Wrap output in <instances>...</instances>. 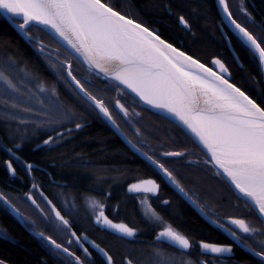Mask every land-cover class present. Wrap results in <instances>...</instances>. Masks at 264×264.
Masks as SVG:
<instances>
[{
    "label": "snow or ice",
    "instance_id": "1",
    "mask_svg": "<svg viewBox=\"0 0 264 264\" xmlns=\"http://www.w3.org/2000/svg\"><path fill=\"white\" fill-rule=\"evenodd\" d=\"M219 4L227 21L234 26L242 47H246L258 58L260 67L264 69V39L233 17L228 0H219ZM240 9L251 18L243 4ZM0 16L6 18L29 43H35L38 51L46 58L53 53L48 51L49 46L43 40L32 35L31 30L42 28L47 31L59 46L54 50V61L50 60L57 79L62 80L77 97L98 116L102 115L117 131L120 128L112 108L129 118V123L132 115H140L134 110L130 112L121 102L120 96L126 91L138 97L144 105L157 110L158 114L166 113L173 118L172 122L178 121L206 150L203 163L211 165L215 175L225 178L237 193V201L243 200L244 211L255 217L253 221L227 215L223 223L220 219H213L215 213L206 211L209 205L201 204L198 197L194 199L195 193L189 195L163 163L141 152L169 183L196 206L201 215L227 233L233 241L220 244L201 240L199 248L202 250V258L195 261L181 258L177 262L164 251L156 249L153 253L154 264H213L211 259L203 257L210 254L218 258L234 254L233 244L250 254L251 264H264V102L258 103L245 90L231 82L227 78L231 77V73L222 60H211V64L218 68L214 70L198 57L163 39L157 30L150 29L143 22L122 12L111 0H0ZM179 22L191 33L192 25L183 15L179 17ZM60 48H64L66 53L63 60L58 54ZM73 60L86 65L87 76L77 77L73 71ZM99 84L114 85L117 96L111 98V107L104 88H100ZM83 119L82 114L60 99L55 85L48 86L39 80L36 73L22 66L12 56L0 61V125L6 130L7 136V143L0 141V150L12 157L4 162L12 176L17 175L13 159L21 161L28 173L35 167L32 163L22 161L17 154L25 146L34 145L35 150H51L73 131L84 128L83 123L77 122ZM69 124H74V128L67 127ZM135 131L140 135L139 128ZM42 135H46V138L41 139ZM38 140L40 142L36 143ZM185 154L164 152L161 155L180 157ZM159 187L155 180H139L129 184L128 191L146 194L141 204L144 206V215L161 228L157 240L177 247L183 257L193 248V242L165 221L147 200V194L155 195ZM26 195L32 204L40 207L30 193ZM44 199L54 214L52 223L55 229L60 233L70 230L72 225L69 220L52 200L47 197ZM87 202L94 210L99 209L95 215L97 224L123 237L136 234V229L125 223H113L104 213V203L92 198H88ZM168 203L167 200L163 201L165 205ZM0 204L21 223L25 222L23 215L3 193H0ZM38 235L53 246V251L67 254L74 259L75 264H85V260L70 251L69 247L58 243L51 236L45 237L43 232ZM70 235L67 243L71 245L75 242L90 260L92 253L83 243L88 237H81L76 231H71ZM0 239L6 240L9 237L6 232L0 231ZM89 243L103 254L107 264H115L113 256L100 248V245L95 241ZM125 259L126 264H133L131 259ZM0 264H7V261L0 259Z\"/></svg>",
    "mask_w": 264,
    "mask_h": 264
},
{
    "label": "flooded vegetation",
    "instance_id": "2",
    "mask_svg": "<svg viewBox=\"0 0 264 264\" xmlns=\"http://www.w3.org/2000/svg\"><path fill=\"white\" fill-rule=\"evenodd\" d=\"M178 23L180 26H183L180 24L179 19ZM153 29L160 30L157 26L153 27ZM31 31L35 38L43 40L44 43L49 46L48 51L53 53V55L46 58L44 54L38 51L35 43L27 42L28 45L51 66L50 60L54 61L56 55L54 50L59 46L43 30L33 28ZM58 54L61 60L66 58L64 48H60ZM52 69L49 70L50 74H56V70ZM73 71L77 74L78 78L84 77L86 76L85 74H88L76 60H73ZM99 87L104 88L106 99L111 107V98L117 96V92L114 90V85L102 86L99 84ZM91 90L95 91V89ZM120 99L121 102L129 108L130 112L134 110V112L140 113L139 116L132 115L130 117L131 123H129V118L123 117V114L120 113L119 110L112 108L114 118L119 125L121 132L138 149L153 156L154 159L159 160L165 165V167L172 171L179 183L185 188V191L189 192V195L195 193L193 196L194 199L198 197L201 204L206 203L209 205V208L206 209V211L215 213L213 219H220L223 223L224 218L227 215H232L237 218L254 221L255 217L244 211L243 200L237 201V193L229 186L225 179L215 175V170L211 165L203 163L205 154L179 126L154 113L148 108L143 107L127 91L120 96ZM78 100L80 106L79 114H82L84 119L77 122L83 123L85 125L84 128L92 123H103V125L119 139L122 145L120 148L123 149L122 156L129 153L130 156H127L130 161L133 160V157H137L143 162L144 167L137 169L136 173L132 172V167L128 173H125L119 165H127L128 161L126 159L121 160V162H109L97 165L85 154H72V156L67 157V166L73 168L78 167V169L94 168L97 166V168L100 169V173L105 174L103 176V181L110 179L113 180V177H116L119 172L120 174L125 173L128 175L129 178H126L120 186L122 189L121 195L125 197L124 202L131 207L134 215L122 216L118 209L122 199H118L119 197H116L114 193H112L111 197V192H106V190L113 191L115 189L114 187L116 184L113 182V185L103 186L102 184H96L92 187L83 188L78 191L69 183H61L53 180L49 171L53 166L52 162H47L45 164L38 161L36 162L35 160L27 161L36 166L31 173H28L21 161L13 159V166L16 167L17 170L16 176L21 175L22 180H25V177H23L25 174L28 178V182H20L19 179H16L11 182L0 184V193L7 196L10 202L25 218V222L21 223L13 213L8 211L3 204H0V231L7 233L9 237V239H6L7 241L13 242L16 237L15 233L12 232L9 224L4 221L1 214L8 215L11 220L21 228V230L33 239L34 264L37 262L40 264H75L74 259L67 254L62 253L59 250L53 251V246H51L43 237L38 235L40 232H43L45 237L51 236L52 239H55L58 243L63 244L65 247H69L70 251L75 252L76 255L85 260V264H107L105 258L96 248L92 247L89 241H95L96 244L100 245V248L112 255L115 264H126L125 258L131 259L133 264H154L153 253L156 249L164 251L177 262H179L181 258L184 260L191 259L195 261L202 258V250L199 248V242L201 240L207 243H233L232 238L228 236L227 233L222 229L217 228L215 224L210 223L205 216L201 215L196 206L191 204L183 194L169 183L157 168L151 165L143 157L131 151L101 115L98 116L97 113L90 109L79 97ZM67 127L72 128L74 127V124H69ZM136 128L140 129V135L136 134ZM78 131L79 130H75L66 136V138L62 140L61 146L69 144L72 139L76 138L77 136L75 133ZM51 134L52 133L49 135ZM44 138H46V135L41 139ZM0 141L7 142L6 130L2 125H0ZM39 142L40 141L38 140L36 143ZM59 147L58 144L53 146L51 150L47 151H54ZM0 151L5 154V156L1 158L2 166L5 171L11 175L7 171L4 162L8 159H12V157H10L7 152L3 150ZM31 151H36L34 145L32 146ZM164 152H185L186 154L180 157H164L161 155ZM17 154L21 157L22 161H26L19 152ZM197 161H199V163H197ZM42 176L45 177L47 182H43ZM139 180L156 181L160 186L159 191L155 195L147 194L148 202L164 217L165 221L170 223L174 228L186 235L193 242V248L185 253L183 257L181 250L177 247L166 241L157 240L156 237L161 228L144 215V206L141 204V200L145 198L146 194L128 193L126 191L129 184L135 183ZM33 184L36 185L35 188H33ZM29 193L36 200L37 204H39V208L32 204L31 200L27 198L26 194ZM41 193H43V196H41ZM44 197L52 200L56 207L61 211V214L69 220L72 225L70 230L60 233L55 229L54 224L52 223L55 219L54 214L51 212V207L47 204ZM88 198L104 203V213L113 221V223H125L129 227L135 228L136 234L131 237H123L119 233L111 232L103 225L97 224L95 222V215L98 214L99 209L97 208L94 210L90 207L87 202ZM165 200L169 201L167 205L163 204V201ZM65 201H67V204H65ZM182 208L187 209L183 211ZM41 209H43V212H41ZM112 212H115L118 215H115ZM187 216L195 219L199 218L203 225L207 227L204 236H198L200 233L197 224L191 221L192 219L190 220L189 217L187 218ZM71 231H76L77 235H80L81 237L84 235L88 237V240L83 241V243L84 247H87L89 252L92 253L90 260L84 256L82 249H80L75 242L71 245L67 243V240L71 238ZM233 250L234 254H225L218 258H213L209 254L203 258L211 259L213 264H245V262L251 264V256L246 250L235 244H233ZM7 264L11 263L7 262Z\"/></svg>",
    "mask_w": 264,
    "mask_h": 264
},
{
    "label": "trees",
    "instance_id": "3",
    "mask_svg": "<svg viewBox=\"0 0 264 264\" xmlns=\"http://www.w3.org/2000/svg\"><path fill=\"white\" fill-rule=\"evenodd\" d=\"M111 2L122 12L127 13L138 22H143L149 28L153 29L157 26L160 29L157 30L158 34L163 39L180 47L181 50L193 54L208 66L213 58H219L228 67L231 73L229 78L231 82L236 83L258 103L264 102V85L261 82L258 62L246 47H242L241 40L221 23L214 0H111ZM228 4L233 17L239 23L259 38L264 39V0H228ZM241 4L251 18L241 11ZM181 15L192 25L191 33L194 35L179 25L178 19ZM219 25L225 32L236 58L227 47ZM8 56L18 60L22 66H27L30 71L38 75L39 80L44 81L48 86L55 85L60 99L80 113L79 100L75 93L62 80H58L56 74H50L49 70L52 68L48 62L41 58L26 40L0 16V61ZM78 64L86 70L85 65L79 62ZM135 100L141 104L137 99ZM75 135L77 137L65 146H61V141L60 147L54 151L36 150L33 152L31 151L33 145H27L19 153L26 161L35 160L45 164L52 162L53 166L49 171L53 180L69 183L78 191L96 184L108 186L113 185L112 182L115 183V189L113 191L106 190V192H111V197L114 193L116 197H119L118 199H122L118 206L122 216L134 215L131 207L124 202L125 197L121 195L120 186L126 178H129L125 173H128L132 167V172L136 173L137 169L144 167L143 162L137 157H133V160L130 161L127 156L129 153L122 156L123 149L120 148L122 145L119 139L101 122L92 123L83 130H79ZM44 136L42 135L41 138ZM8 146L12 145L8 144ZM72 154H85L97 165L121 162L123 159H126L128 164L119 165L125 171L124 174L119 172L116 177L112 176L113 180L103 181L105 174L100 173L97 166L87 169L67 166V157ZM4 156L5 154L0 151V184L16 179H19L20 182H28L25 174L23 177L26 181L22 180L21 175L13 177L5 171L1 161ZM42 178L43 182H47L45 177L42 176ZM186 209L182 208L183 211ZM112 213L118 215L115 212ZM1 215L4 221L9 224L12 232L15 233L16 239L13 242L0 239V258L11 264H34L33 239L21 230L8 215ZM188 217L197 224L200 233L198 236H204L207 227L199 218Z\"/></svg>",
    "mask_w": 264,
    "mask_h": 264
},
{
    "label": "water",
    "instance_id": "4",
    "mask_svg": "<svg viewBox=\"0 0 264 264\" xmlns=\"http://www.w3.org/2000/svg\"><path fill=\"white\" fill-rule=\"evenodd\" d=\"M214 4H215V7H216V9H217V12H218V15H219V17H220V20H221V23L224 25V27L226 28V29H228V30H230L234 35H236L237 36V34H236V30L234 29V26H232L228 21H227V19L225 18V14H224V12H223V10H222V7L220 6V4H219V0H214ZM4 18V17H3ZM11 26H12V24L6 19V18H4ZM13 27V26H12ZM14 28V27H13ZM18 33H19V31L16 29V28H14ZM39 29H41L42 30V28H39ZM219 29H220V31H221V33H222V37H223V39H224V41H225V43H226V45H227V47L229 48V50H230V52H231V54L236 58V56H235V54H234V52H233V50H232V48H231V46H230V43H229V40H228V38H227V36H226V34H225V32L223 31V29H222V27L219 25ZM44 31V30H43ZM46 34H48V32L47 31H44ZM20 34V33H19ZM21 35V34H20ZM49 35V34H48ZM22 36V35H21ZM25 40H27L24 36H22ZM51 37V36H50ZM238 37V36H237ZM239 38V37H238ZM240 39V38H239ZM28 41V40H27ZM256 58V57H255ZM237 60V59H236ZM256 60H257V62H258V58H256ZM86 66V65H85ZM258 66H259V72H260V76H261V80H262V83H263V85H264V69H262L261 67H260V65H259V63H258ZM210 67H213L214 68V70H218V68L216 67V66H213L212 64H211V61H210ZM227 78H229V77H227ZM129 94H131L135 99H137L138 101H139V99H138V97H135V95L134 94H132V93H130V92H128ZM140 102V101H139ZM143 106H145L146 108H148L149 110H151V111H153L154 113H156V114H158V112H157V110H155V109H152L150 106H148V105H144L142 102H140ZM158 115H160V116H162V117H164V118H166V119H168L169 121H171L172 122V120H173V118L172 117H170V116H168V114H166V113H164V114H158ZM102 116V115H101ZM103 117V116H102ZM103 119H105V118H103ZM106 120V119H105ZM107 121V120H106ZM107 123L109 124V126L111 127V129L116 133V135L124 142V144L131 150V151H133L134 153H136L137 155H139V156H141V157H143L144 158V156L143 155H141V152L142 151H137V147L135 146V147H133V145L134 144H132V143H129V140L125 137V135L121 132V130H119V131H117L116 130V128L115 127H113L112 126V124L110 123V122H108L107 121ZM174 123V122H173ZM174 124H176L177 126H179L190 138H191V140L197 145V147L204 153V154H206V150H204L203 148H202V146L201 145H199V143H198V141H196V139H195V137L190 133V132H188V130L186 129V128H184L183 127V125H180L179 124V122L177 121V122H175ZM72 128H74V127H72ZM145 159V158H144ZM146 160V159H145ZM149 162V161H148ZM150 163V162H149ZM151 164V163H150ZM152 165V164H151ZM36 167V166H35ZM155 167V166H154ZM225 179V178H224ZM226 181V180H225ZM136 183V182H135ZM173 185V184H172ZM174 186V185H173ZM230 186V185H229ZM175 187V186H174ZM231 187V186H230ZM176 188V187H175ZM232 188V187H231ZM126 191L128 192V193H137V192H129L128 191V186H127V188H126ZM108 229V228H107ZM109 231H111V232H115V231H113V230H111V229H108ZM115 233H117V232H115ZM100 254L103 256V254L100 252ZM104 257V256H103ZM105 258V257H104ZM105 260H106V258H105Z\"/></svg>",
    "mask_w": 264,
    "mask_h": 264
},
{
    "label": "rangeland",
    "instance_id": "5",
    "mask_svg": "<svg viewBox=\"0 0 264 264\" xmlns=\"http://www.w3.org/2000/svg\"><path fill=\"white\" fill-rule=\"evenodd\" d=\"M48 134H50V133H48Z\"/></svg>",
    "mask_w": 264,
    "mask_h": 264
}]
</instances>
